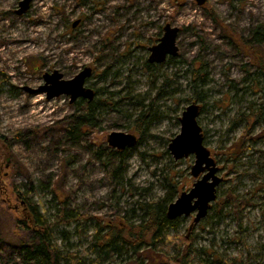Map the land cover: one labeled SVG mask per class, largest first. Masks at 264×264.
Segmentation results:
<instances>
[{"label":"rangeland","instance_id":"obj_1","mask_svg":"<svg viewBox=\"0 0 264 264\" xmlns=\"http://www.w3.org/2000/svg\"><path fill=\"white\" fill-rule=\"evenodd\" d=\"M20 1L0 0V138L12 156L5 183L11 199L13 188L28 193L51 222L66 203L77 221L53 238L62 254L82 260L61 254V264H88L100 220L136 222L141 205L175 189L174 203L193 188L195 155L175 161L169 151L193 102L202 107L204 146L222 182L207 217L197 224L196 213L179 218L158 251L174 264L187 239L189 264H264V73L242 47L257 46L264 62V42L254 39L257 29L264 33V0H207L202 7L195 0H36L19 16ZM168 24L180 29L179 56L148 67L149 49ZM85 67L93 69L86 86L94 100L110 106L102 103L94 127L72 136L65 120L77 105L70 97L48 101L29 90L54 71L71 80ZM113 132L138 143L112 148ZM1 196L0 264H34L20 253L32 242L19 223L25 218ZM230 197L235 207L227 201L222 210ZM124 261L114 256L103 264Z\"/></svg>","mask_w":264,"mask_h":264},{"label":"trees","instance_id":"obj_2","mask_svg":"<svg viewBox=\"0 0 264 264\" xmlns=\"http://www.w3.org/2000/svg\"><path fill=\"white\" fill-rule=\"evenodd\" d=\"M261 38H263V40H261ZM254 39L257 44L264 42V33H261L260 30L257 29L254 33ZM242 47L245 53L249 54L253 60L257 62L259 69L264 73V62L261 60L258 51L254 48L257 46L243 44ZM147 65L148 67L158 66L157 64L150 63L149 59ZM198 73H200V68L195 69V81L197 77H200ZM102 103L106 106H110L107 101H101L100 99L93 101L80 99L77 101L75 103V105H77L75 114L65 120V122H71V126L67 128V132L73 136L76 132L85 133L88 129L94 127L93 122L95 120V114L101 108ZM138 122H141V119H139ZM140 124L141 123H139V125ZM5 140L7 145L3 143L4 147H1L2 152L0 151V155L3 156L5 160H8L11 155V145L7 138H5ZM15 140L20 142L24 141V138H20L18 134H16ZM228 151L229 155H236L233 148ZM117 153L124 155L120 152H116L115 154ZM176 192L177 190L174 189L158 203L141 205L140 210L143 212V216L136 222H125L123 219H118L116 221L100 220V223L96 225L93 235L90 251L92 257L89 259L88 264H103L104 261L114 256L125 257L127 264H170V258L160 254L158 246L163 238L178 226L179 219L170 220L167 216V206L172 204L174 199L173 194H176ZM18 194L26 199L25 197L28 193L18 191ZM227 201H229L230 204L226 203ZM236 203V198L230 197L225 201L224 205L221 206V209L223 210V208H226L228 204H234L232 206L235 207ZM65 204L64 201H61L60 207L52 216L54 218L52 222L49 218H46L40 213L39 208L35 204H30V211H32L34 215L33 223L37 225V227H30L25 223L21 226L24 232L31 233L32 235V242H25L20 249L24 261L34 264H61L63 257L72 260H82L77 254H62L52 235L54 228H59L70 224L72 221H77L73 215L70 216L67 212ZM183 243L184 249L180 255L177 256L174 264H189L186 257L191 249V241L184 239ZM61 254L64 256L62 257ZM79 263L84 264V261H78V264Z\"/></svg>","mask_w":264,"mask_h":264},{"label":"water","instance_id":"obj_3","mask_svg":"<svg viewBox=\"0 0 264 264\" xmlns=\"http://www.w3.org/2000/svg\"><path fill=\"white\" fill-rule=\"evenodd\" d=\"M36 0H21L16 14H26ZM202 7L207 0H195ZM78 24L75 23L74 26ZM180 29L170 24L164 27V35L159 43L149 49L151 52L149 62L163 64L169 58L179 56L177 39ZM93 70L85 67L75 78L65 80L63 75L54 71L53 74L45 75V85L37 90H29L31 95L45 94L48 101L63 95L70 97V103L74 104L80 99L93 101L96 92L87 87V81L92 77ZM201 106L197 103L189 105L180 118L181 132L169 145V151L175 161L195 155V163L192 166L191 175L196 182L189 192H183L178 200L168 207L167 216L170 220H176L183 216H191L196 213L194 223H199L206 218L212 203L217 199V187L222 179L217 177L219 169L212 157L211 151L204 146V133L199 124ZM110 147L125 150L132 148L137 143V137L133 134L113 132L107 138Z\"/></svg>","mask_w":264,"mask_h":264},{"label":"flooded vegetation","instance_id":"obj_4","mask_svg":"<svg viewBox=\"0 0 264 264\" xmlns=\"http://www.w3.org/2000/svg\"><path fill=\"white\" fill-rule=\"evenodd\" d=\"M4 142L0 138V151L1 147H4ZM12 166V156L9 159L5 160L3 156L0 155V192H1V200L3 204H7L11 210H14L16 214H20L24 216V220H20L19 223L26 224L27 226H33V214L30 211V202L26 201L20 194L15 193V188H13V194L15 195L16 199L13 200L10 198V193L8 192L9 188L6 183L5 179L10 177V168ZM12 202L15 204L12 205Z\"/></svg>","mask_w":264,"mask_h":264},{"label":"bare ground","instance_id":"obj_5","mask_svg":"<svg viewBox=\"0 0 264 264\" xmlns=\"http://www.w3.org/2000/svg\"><path fill=\"white\" fill-rule=\"evenodd\" d=\"M92 70H93V69H92ZM92 76H93V74H92ZM193 103H196V102H193ZM198 105H199V104H198ZM75 112H76V111H75ZM74 114H75V113H74ZM74 114H73V115H74ZM71 116H72V115H71ZM137 143H138V139H137ZM137 143H136V145H137ZM125 150H126V149H125ZM217 177H218V173H217ZM220 179H221V178H220ZM25 198H26V199H25L26 201H29V202H30V204H35V203L32 202V199H31L30 197H27V195H26ZM35 205H36V204H35ZM36 206H37V205H36ZM167 212H168V210H167ZM40 213H41V212H40ZM42 215H44V214L42 213ZM44 216H45V215H44ZM45 217H46V216H45ZM33 226H34V227H37V225H34V223H33ZM56 229H57V228H54V229H53V231H52V235H53L54 230H56ZM54 241H55V240H54ZM158 244H159V243H158ZM124 262H125V261H124ZM125 264H127V262H126Z\"/></svg>","mask_w":264,"mask_h":264}]
</instances>
